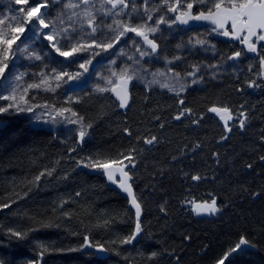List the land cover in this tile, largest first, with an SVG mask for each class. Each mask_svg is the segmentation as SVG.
<instances>
[{"label": "trees", "instance_id": "trees-1", "mask_svg": "<svg viewBox=\"0 0 264 264\" xmlns=\"http://www.w3.org/2000/svg\"><path fill=\"white\" fill-rule=\"evenodd\" d=\"M256 56L245 77L181 97L133 85L125 110L111 93L84 98L76 113L94 137L72 148L26 117L0 115L1 249L22 264H219L243 238L257 251L227 264H264V45ZM212 107L229 110L228 130ZM113 160L127 166L144 211L133 248L123 243L136 231L128 202L79 170ZM213 199L216 215L197 214ZM87 238L111 256L82 252Z\"/></svg>", "mask_w": 264, "mask_h": 264}, {"label": "rangeland", "instance_id": "rangeland-1", "mask_svg": "<svg viewBox=\"0 0 264 264\" xmlns=\"http://www.w3.org/2000/svg\"><path fill=\"white\" fill-rule=\"evenodd\" d=\"M215 2L219 0H147V3L131 0L127 8L113 11L106 0H88L87 4L81 0H39L47 7H41L28 21L25 12L28 7L36 6V0L27 3L0 0V39L17 37L11 49L0 43V61L8 65L0 73V107L7 109L0 115L26 117L34 127L54 132L62 147L72 148L94 137L92 127L76 113L75 106L84 98L104 97L116 86L129 91L133 85L181 97L193 88L204 90L212 83L245 77L254 70L253 63L264 41L256 38L253 41L257 48L255 53L241 52L239 57L232 59L234 54L228 53L232 43L229 38L233 36L230 21L224 28H218L211 20H189L187 24L175 20L182 13L192 16L200 12L215 13ZM68 4L79 6L68 7ZM188 4H192L191 9ZM148 15L152 17L150 21ZM38 18H43L49 27L38 28ZM161 18L164 22L157 24ZM187 18V15L182 16V19ZM89 20H92L91 26ZM124 25L144 31L157 45L156 51L152 52L144 38L134 32L119 36ZM14 28L24 31H13ZM149 28L156 31H148ZM225 30L229 31L228 36L223 35ZM47 35L53 36V40L49 41ZM242 39L243 36L239 42ZM198 40L204 44H197ZM65 43L67 47H62ZM105 43H111L112 47L105 50L96 46ZM53 44L61 51L73 46L81 50L73 57H62ZM141 52L145 55L141 56ZM37 55L40 60L35 59ZM81 63L84 68L80 67ZM57 75L62 78L57 79ZM254 78L259 80L258 75ZM218 115L224 116L221 119L224 125L227 122L228 126L233 120L227 118L228 114ZM81 130L85 131L83 139ZM34 244L43 245L41 242ZM142 246L147 247L146 244ZM248 252L242 254L249 256ZM0 259L7 264H22L12 260L1 247Z\"/></svg>", "mask_w": 264, "mask_h": 264}, {"label": "snow or ice", "instance_id": "snow-or-ice-1", "mask_svg": "<svg viewBox=\"0 0 264 264\" xmlns=\"http://www.w3.org/2000/svg\"><path fill=\"white\" fill-rule=\"evenodd\" d=\"M25 3L28 2V0H24ZM107 3L111 4L112 9H116L117 8V4H121L123 5L124 8H127L128 5L126 3H124V0H106ZM211 2V0H210ZM81 3L87 4L88 0H81ZM145 3H147V0H145ZM68 7H78L79 5H73V4H68ZM41 7H47L46 4L41 5L39 3V0H36V6H30L27 8L25 15L28 21L32 20L33 14L37 13L40 11ZM187 7L189 9L192 8V4H188ZM214 8H215V13L213 12H209L207 15H205L204 12H200L199 15L196 16H192L189 13H182L181 16H177L175 17V20H178L181 24H187L189 20H211L213 22V24H215L218 28H224L225 25L230 21L231 22V28H232V33L234 34L236 39H240V34L241 33H247L246 35H244L243 39L241 40V43H244L247 45V50L249 52H253L255 53L257 51L256 48V44L253 43L251 41V37L253 36H257V30H261L262 32H264V0H227V3L224 2V0H219V2H215L214 3ZM174 10V9H172ZM21 11H24L23 9H21ZM109 14V13H106ZM117 15H119V13H116ZM90 15V13H89ZM187 15V19H182V16ZM93 19H95L93 17ZM152 17L151 15L147 16V20H151ZM38 28L40 26H43L44 28H48L49 25L45 23L43 18H38ZM163 18H161L160 20L157 21L158 23H163ZM92 24V20H89V25L91 26ZM13 31H19V32H23L24 29L23 28H14ZM148 31L151 32H155L156 29L155 28H149ZM96 32V28L93 27L92 28V33L95 34ZM127 32H134L136 34V36H142L144 38V41L151 47V51L155 52L157 45L153 42V40L149 39L148 36L145 34L144 31H141L140 28L138 27H133V26H129V25H124L123 26V31L119 32V36H124ZM223 35L228 36L229 35V31L225 30L223 32ZM49 41L53 40V36L51 35H47L46 37ZM119 38V37H117ZM17 39L16 36H12L11 40H4V39H0V43H4L8 46V49H11V44L12 42H14ZM258 40L259 41H264V34H259L258 35ZM197 44L203 45L204 41H196ZM53 47L56 48V51L59 53L60 56L62 57H73L75 53L79 52L81 50L80 47H71L70 50H66V51H61L60 47H56L55 44L52 45ZM97 47H102L105 50H107L108 48L112 47L111 43H105V44H97ZM62 47H67V43H65L64 45H62ZM137 51H139V47H137ZM141 56L145 55L144 52L140 53ZM241 55V52H236L234 53V56L231 57L232 59H235L236 57H239ZM40 56L37 55L35 57L36 60H40ZM6 59V57H5ZM0 63L3 64V66H0V73L4 72V68L7 67L8 65L6 63H3L2 61H0ZM262 63H264V60H262ZM81 68H84V64L81 63L80 64ZM87 71V69H85ZM195 73H190V75H194ZM178 75V74H177ZM57 79H61L62 77L60 75H57L56 77ZM72 77L69 76V79H71ZM129 79H131V77H129ZM195 82V81H194ZM253 84H249V87H253ZM165 87H167L165 85ZM181 104H183V101H180ZM127 104V95L125 93V95L120 96V106L124 107ZM30 110V109H28ZM2 111H7V109L0 107V112ZM190 111L185 109L184 111H182L179 115L176 116V119L179 120L181 118V116H183L185 114V112ZM209 111L213 112V113H217V114H228L227 118L230 120L232 119L231 114L229 113V110L227 108H217V107H212L209 109ZM73 115H75V113H73ZM241 115H243V113H241ZM221 119H224V116L221 115ZM241 127H243L244 125V121L240 120L239 121ZM225 126L227 127V122L225 123ZM80 136L81 139H83V137L85 136V131L81 130L80 132ZM155 137L152 138V140H154ZM152 140H148L147 143L151 144ZM126 159L131 160V156L129 155L128 157H125ZM122 163V161L120 160H113L110 162H95L92 164V167L94 168H101L104 169V171H106L108 173V177L109 179H112L117 167L119 166V164ZM120 171L122 172V175L124 177L128 176L127 172H124L123 169H120ZM193 180H199L201 179L200 176H193L192 177ZM125 192H127L129 194V196L132 195L131 192V187L129 185H127L126 180L121 182L120 185ZM133 205L136 208V216L139 218L140 214H141V206L139 203H137L136 199L133 197L132 200ZM195 209L197 211V214L200 213H207V214H215L218 211V208L216 206V201L215 199L212 200L211 204H203V205H196ZM163 211V208L161 209ZM142 231L141 229V225L138 222L136 224V233H140ZM10 235L12 237H15L18 240H23L25 239V234L21 233L20 231H10ZM135 239V235H133L132 237L126 239L123 241V243H131L132 240ZM247 241L245 239H241L240 242L232 249L233 252L239 250H243L241 248L242 245H246ZM41 255H43V253H41ZM153 256L156 255L155 253L152 254ZM224 259H227V255L225 256ZM224 259L219 261V264H224ZM0 264H7L6 261H4L3 259H0Z\"/></svg>", "mask_w": 264, "mask_h": 264}, {"label": "water", "instance_id": "water-1", "mask_svg": "<svg viewBox=\"0 0 264 264\" xmlns=\"http://www.w3.org/2000/svg\"><path fill=\"white\" fill-rule=\"evenodd\" d=\"M131 0H124V3H126L128 5V3ZM109 4V3H108ZM111 6V4H109ZM112 7V6H111ZM124 8L123 5L121 4H117V8L113 9V11H118L120 9ZM258 35L259 34H264V32H262L261 30H257ZM247 33H241L240 36H244ZM257 36H253L251 37V41L255 40L256 38H258ZM237 39L235 38L234 34L232 37L229 38V41H236ZM242 47H245L247 49V45L242 43ZM127 95V104L122 107L124 110L128 108L129 103H130V95H129V91L124 88L123 86H116L115 88L112 89L111 94L113 95L114 98H116V100L118 101V103L120 104V96L122 95ZM81 145V144H80ZM120 169H123L124 172L128 173L127 177H124L122 175V172L120 171ZM79 170L84 171L86 170L88 172V174H92V175H102L104 180L106 181V183L108 184V186L110 188H112L113 190L117 191L129 204V208L130 210L133 212L134 216H135V220H136V224L139 222L141 225V229H142V222L144 221V211L141 207V214L139 216V218L136 216V208L132 203L133 197L136 199L137 203H139L138 198H137V193L133 187V183H134V178L131 175V173L128 171L127 166L125 164H119V166L117 167L112 179H109L108 177V173L106 171H104V169L101 168H88L86 165H81L79 167ZM127 182V185H129L131 187V192L132 195L129 196V194L127 192L124 191V189L120 186L122 181ZM140 204V203H139ZM141 206V204H140ZM135 239L132 240L131 243L127 244V247L133 248L141 239L142 236V232L140 233H136L135 231ZM246 240V239H245ZM247 241V240H246ZM241 248L243 249L241 250H237L235 252H230L227 255V259H224V264H227L230 260H232L235 256L246 252V251H257V248L252 245L251 243H249L247 241L246 245H242ZM82 252H92L95 253L97 255L98 258L101 259H108L111 255L110 252L102 247V246H93L92 243L90 242V239L87 238L86 239V245L85 247L82 249Z\"/></svg>", "mask_w": 264, "mask_h": 264}, {"label": "flooded vegetation", "instance_id": "flooded-vegetation-1", "mask_svg": "<svg viewBox=\"0 0 264 264\" xmlns=\"http://www.w3.org/2000/svg\"><path fill=\"white\" fill-rule=\"evenodd\" d=\"M240 37H242V36H240ZM243 37H244V36H243ZM239 41H240V39H237L236 41H230V42L238 44V45L243 49V52L246 53L248 50H247L245 47H242V43L239 42ZM253 41H254V40H253ZM253 41H252V42H253Z\"/></svg>", "mask_w": 264, "mask_h": 264}, {"label": "bare ground", "instance_id": "bare-ground-1", "mask_svg": "<svg viewBox=\"0 0 264 264\" xmlns=\"http://www.w3.org/2000/svg\"><path fill=\"white\" fill-rule=\"evenodd\" d=\"M135 227V226H134ZM127 238V237H126ZM29 264V263H28Z\"/></svg>", "mask_w": 264, "mask_h": 264}]
</instances>
